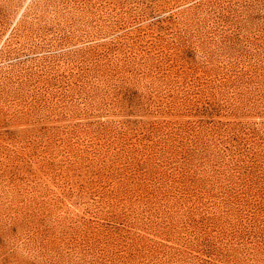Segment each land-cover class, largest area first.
Returning a JSON list of instances; mask_svg holds the SVG:
<instances>
[{
	"label": "rangeland",
	"instance_id": "obj_1",
	"mask_svg": "<svg viewBox=\"0 0 264 264\" xmlns=\"http://www.w3.org/2000/svg\"><path fill=\"white\" fill-rule=\"evenodd\" d=\"M0 264H264V0H0Z\"/></svg>",
	"mask_w": 264,
	"mask_h": 264
}]
</instances>
